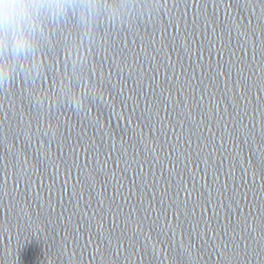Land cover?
Masks as SVG:
<instances>
[{
    "label": "water",
    "instance_id": "1",
    "mask_svg": "<svg viewBox=\"0 0 264 264\" xmlns=\"http://www.w3.org/2000/svg\"><path fill=\"white\" fill-rule=\"evenodd\" d=\"M72 3L0 47V264H264V0Z\"/></svg>",
    "mask_w": 264,
    "mask_h": 264
},
{
    "label": "clouds",
    "instance_id": "2",
    "mask_svg": "<svg viewBox=\"0 0 264 264\" xmlns=\"http://www.w3.org/2000/svg\"><path fill=\"white\" fill-rule=\"evenodd\" d=\"M73 6L72 0H0V47L15 56L25 53L31 49L34 35L42 34L41 14L60 17ZM95 7L83 4L81 10ZM8 75V65L0 63V79Z\"/></svg>",
    "mask_w": 264,
    "mask_h": 264
}]
</instances>
